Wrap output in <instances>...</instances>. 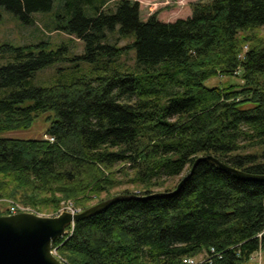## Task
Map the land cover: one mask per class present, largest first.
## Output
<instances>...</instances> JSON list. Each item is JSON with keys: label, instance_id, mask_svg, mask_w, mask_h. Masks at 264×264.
Masks as SVG:
<instances>
[{"label": "trees", "instance_id": "16d2710c", "mask_svg": "<svg viewBox=\"0 0 264 264\" xmlns=\"http://www.w3.org/2000/svg\"><path fill=\"white\" fill-rule=\"evenodd\" d=\"M108 1L65 0L56 14L55 28L83 41L81 55L44 41L0 43V60L7 58L0 64V132L49 111L45 133L53 138L0 137V198L52 212L72 198L82 210L87 191L98 196L120 183L117 172L143 187L132 194L147 195L201 154L264 174V38L251 44L247 33L264 25V0H200L174 21L153 13L141 19L138 0H114L112 10L104 9ZM53 3L0 0L26 24ZM117 26L119 37L134 40L109 42ZM244 40L250 46L241 58ZM132 49L134 67L121 69L117 58ZM75 59L89 63L81 77L32 83L37 70ZM218 70L239 82L205 85ZM8 213L9 206L0 209ZM210 246L222 253L216 264H241L264 250V181L205 161L174 194L119 200L52 241L66 264H183Z\"/></svg>", "mask_w": 264, "mask_h": 264}, {"label": "rangeland", "instance_id": "374dc122", "mask_svg": "<svg viewBox=\"0 0 264 264\" xmlns=\"http://www.w3.org/2000/svg\"><path fill=\"white\" fill-rule=\"evenodd\" d=\"M140 6V17L146 19L150 14H155L156 18L162 21H173L177 18L190 16L192 13L191 4L200 0H138ZM65 0H54L51 10L45 12H34L32 18L33 24L24 23L18 16L11 11L0 6V43L8 42L16 46H22L27 44H35L41 41L47 43V47L55 49L59 45L64 44L67 46L68 56L81 55L84 53L83 41L78 39L75 35H69L61 30L55 28V25L60 22L57 13L61 14L64 9ZM114 0L108 1L105 4L104 9H113ZM64 14V13H63ZM252 38V43L260 41L264 38V25L250 29L247 32ZM244 32L239 33V37ZM246 34V32H245ZM135 38L134 34L128 36H120L118 32V26L116 29L108 33L109 42L115 43L117 46H125L132 42ZM241 51L238 54L243 55L246 49L250 46V42L244 40L241 42ZM134 49L125 51L116 60V64L121 69H131L134 67ZM7 58L1 59L0 64L6 63ZM89 68V63L83 59L66 60L49 64L35 72L32 77V83L36 86H48L55 83L70 82L74 78L81 77ZM238 71V70H236ZM240 73V72H239ZM240 78L237 75L226 76L217 72L216 76H212L205 80V85L214 86L220 85L226 82H239ZM51 118V112H41L27 127L12 128L0 132L1 138H47L46 129L49 126ZM203 155V154H201ZM199 156V155H198ZM197 157V156H196ZM123 167V164H116L115 169L118 170ZM190 169V168H189ZM187 166L185 169L176 176L163 177L157 180L156 184L151 187L152 192L173 190L179 180L189 171ZM132 171H128V177L131 178ZM120 183L111 186L108 190H103L97 194H90L88 191L85 196H91L88 200L89 206L96 204L97 202L106 198L112 197L117 194H128L136 192L138 193L143 187L139 184L127 181V177H123L119 172L116 173ZM127 190L128 193H125ZM11 204H18L20 206L29 207L35 213L41 215H57L60 210H66V206L71 204L73 209L81 210L79 205L74 203L72 198H67L60 201L59 207L56 211L38 210L30 205H24L20 202L14 201L11 198H0V209L5 210L7 206ZM88 206V207H89ZM78 211V212H79ZM70 212V211H69ZM201 255V254H200ZM66 261V260H65ZM68 263V262H67ZM264 263V250L259 249L254 252L249 260L241 264H263Z\"/></svg>", "mask_w": 264, "mask_h": 264}, {"label": "water", "instance_id": "95a60500", "mask_svg": "<svg viewBox=\"0 0 264 264\" xmlns=\"http://www.w3.org/2000/svg\"><path fill=\"white\" fill-rule=\"evenodd\" d=\"M201 161L212 163L242 180L264 181V174L251 173L233 167L212 154H203L194 158L189 171L171 191H157L141 196L132 193L117 194L73 214L66 210L54 216L33 212L2 214L0 215V264H64L52 253V241L62 237L66 228L72 223L96 214L122 199H144L174 194Z\"/></svg>", "mask_w": 264, "mask_h": 264}, {"label": "built area", "instance_id": "2783aa9c", "mask_svg": "<svg viewBox=\"0 0 264 264\" xmlns=\"http://www.w3.org/2000/svg\"><path fill=\"white\" fill-rule=\"evenodd\" d=\"M245 51H247V49ZM243 56H244V53H243V55H241V54L239 55V57H241V58ZM47 138L51 141L53 140V138L50 136ZM66 209L69 210L72 214L79 211L77 209H73L71 204H68L66 206ZM61 211H62V209L60 210V212ZM16 212H33V213H35L33 210L29 209V207L20 206L18 204H11L9 206V213L8 214H12V213H16ZM36 214H38V213H36ZM73 225H74V223H72L69 226V230H67V228H66L65 234L63 236H65L68 231H71ZM52 253L59 260H61L64 264H66V261L57 254L56 248L52 247ZM200 254L196 255V256H185L182 258V263L183 264H216V262L222 258V253L219 252L214 246H210L206 252H202ZM252 255L253 254H251L250 257Z\"/></svg>", "mask_w": 264, "mask_h": 264}, {"label": "crops", "instance_id": "0c3cea01", "mask_svg": "<svg viewBox=\"0 0 264 264\" xmlns=\"http://www.w3.org/2000/svg\"><path fill=\"white\" fill-rule=\"evenodd\" d=\"M181 18H185V17H181ZM174 21V20H173Z\"/></svg>", "mask_w": 264, "mask_h": 264}]
</instances>
